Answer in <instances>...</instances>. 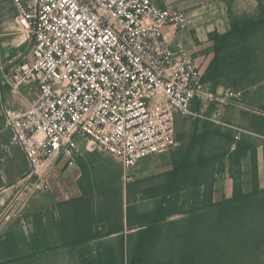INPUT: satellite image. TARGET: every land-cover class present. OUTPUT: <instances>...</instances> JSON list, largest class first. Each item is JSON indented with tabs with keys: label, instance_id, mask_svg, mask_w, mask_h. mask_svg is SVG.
<instances>
[{
	"label": "built area",
	"instance_id": "2783aa9c",
	"mask_svg": "<svg viewBox=\"0 0 264 264\" xmlns=\"http://www.w3.org/2000/svg\"><path fill=\"white\" fill-rule=\"evenodd\" d=\"M13 3L30 49L0 65V84L22 100L23 109L6 110V118L30 172L16 205L0 214V237L31 193L52 191L62 159L73 165L94 145L121 164L128 182L140 160L178 145L179 116L230 126L223 106L240 94L214 93L197 58L166 40L168 26H187L184 13L153 0ZM30 82L38 84L34 99L21 92Z\"/></svg>",
	"mask_w": 264,
	"mask_h": 264
},
{
	"label": "trees",
	"instance_id": "16d2710c",
	"mask_svg": "<svg viewBox=\"0 0 264 264\" xmlns=\"http://www.w3.org/2000/svg\"><path fill=\"white\" fill-rule=\"evenodd\" d=\"M210 38L215 57L203 80L213 91L224 76H230L234 86L264 79V9L260 18L235 19L228 33L212 32ZM251 120L261 133L264 117L251 115ZM195 125L190 141L173 152L170 167L146 179L124 185L122 167L113 160L102 156L97 165L93 160L81 161L82 195L58 205L67 241L45 252L69 248L78 264H202L205 246L227 214L249 201L252 204L264 189L259 188L254 142L236 139L235 130L210 120L196 119ZM247 156L253 190L246 193L242 161ZM227 158L234 195L214 202V185ZM113 165L108 176L100 172ZM186 189L194 191L189 202L182 200ZM146 199H153L155 207L139 211L138 202ZM164 240L168 258L161 256Z\"/></svg>",
	"mask_w": 264,
	"mask_h": 264
},
{
	"label": "crops",
	"instance_id": "0c3cea01",
	"mask_svg": "<svg viewBox=\"0 0 264 264\" xmlns=\"http://www.w3.org/2000/svg\"><path fill=\"white\" fill-rule=\"evenodd\" d=\"M162 7L182 12L187 17V26L175 29L168 26L165 37L174 51L187 49L198 61L203 73L211 65L215 57V42L210 38L212 32L220 34L231 30L232 21L257 12L258 0H153ZM249 16V15H248ZM30 49V38L19 25V11L13 0H0V65H8L17 60ZM209 88L211 89V85ZM212 90V89H211ZM213 91V90H212ZM234 91L240 94V100L230 101L223 106L224 120L232 126L247 131L244 138L254 142L257 147L259 188L264 189V128L259 133L254 130L251 115L264 117V79L243 86H234L230 76L221 78L214 93L226 94ZM21 92L34 99L38 92L36 82L26 83ZM23 103L20 97L14 95L9 86L0 84V208L8 211L16 205L19 193L17 187L20 179L28 175L30 166L24 149L13 141V129L8 124L6 110L20 111ZM180 118L176 122V137L180 125L185 121ZM195 124V122H194ZM240 124V125H239ZM181 140L178 147L185 146L190 136ZM242 137V136H241ZM86 144V141H83ZM153 155L140 160L132 170L133 180L146 179L170 167L173 152L178 148ZM102 151L94 150L91 146L83 156L78 157L73 165L66 159L59 161L50 176L51 192L31 193L19 213L13 216L4 228L0 237V264L26 257L20 261L6 264H41L42 261L61 255L63 264L77 263L69 248L54 252H45L50 248L66 243V235L62 225L59 203L71 198L80 197L82 190L79 179L82 176L80 162L100 159ZM121 164L115 159V163ZM225 169L214 185V202L229 199L234 195V178L230 171L229 158L225 160ZM122 167V166H121ZM123 171V169H122ZM243 191L253 190L251 175V159L247 156L242 161ZM124 179V177H123ZM193 189L182 192V200L189 202L193 198ZM139 211L151 210L155 207L153 199L138 202ZM1 214V213H0ZM31 255V256H30ZM33 255V256H32ZM61 263V264H62Z\"/></svg>",
	"mask_w": 264,
	"mask_h": 264
},
{
	"label": "rangeland",
	"instance_id": "374dc122",
	"mask_svg": "<svg viewBox=\"0 0 264 264\" xmlns=\"http://www.w3.org/2000/svg\"><path fill=\"white\" fill-rule=\"evenodd\" d=\"M263 9L264 0H258L256 14L249 13V16H243V14H241V17H237V19H258L261 17ZM180 118L182 117L179 116V119ZM196 119L198 118H185V122L178 127L180 128L178 130V146L182 139L185 140L193 132L192 127L193 125L194 127L196 126L194 124ZM226 127L235 130L236 135H240V139L245 137V134L242 133H247L246 130L232 125ZM263 140L264 138H259L260 142ZM92 147L94 150L101 152V150L95 148L94 145ZM102 153L105 155V158H109L115 162L113 157L104 152ZM94 161L96 163L95 165H97L96 160ZM115 165H118L117 162ZM115 165L106 171L100 169V172L103 175L108 176L111 171L115 169ZM122 181L124 185L131 182H125L123 178ZM21 187L22 185L19 183L17 189L20 190ZM1 210L2 209L0 208V213ZM165 242L166 241L164 240L163 246L161 247V256L163 258H168L167 250L164 248V246L167 247V243ZM205 247L202 264H264V195L255 198L252 204L251 201H249L245 205L232 209L225 217L223 223H221L217 230L212 233L211 239ZM62 260L63 258L61 255H55L53 258L42 261L41 264H61ZM71 264L75 263L73 262ZM76 264H78V262Z\"/></svg>",
	"mask_w": 264,
	"mask_h": 264
}]
</instances>
